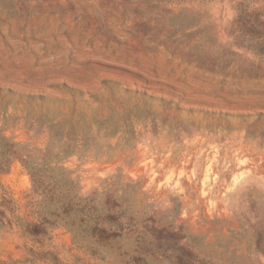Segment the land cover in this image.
<instances>
[{
    "label": "rangeland",
    "instance_id": "rangeland-1",
    "mask_svg": "<svg viewBox=\"0 0 264 264\" xmlns=\"http://www.w3.org/2000/svg\"><path fill=\"white\" fill-rule=\"evenodd\" d=\"M263 37L264 0H0V145L54 156L91 131L61 166L167 228L95 248L27 236L40 218L15 159L0 264H264Z\"/></svg>",
    "mask_w": 264,
    "mask_h": 264
},
{
    "label": "trees",
    "instance_id": "trees-1",
    "mask_svg": "<svg viewBox=\"0 0 264 264\" xmlns=\"http://www.w3.org/2000/svg\"><path fill=\"white\" fill-rule=\"evenodd\" d=\"M259 16L258 11H241L239 20L250 24L259 20ZM261 40L259 52H264V37ZM92 133L90 131L81 138L74 137L76 140L65 142L61 145L62 151L54 156L50 146L38 150L39 156L26 151V147L17 143L0 145V171L5 172L13 160L19 159L31 176L32 188L28 197L38 208L40 223L24 227V234L46 240V227L51 230L64 227L69 229L76 242L83 241L89 245L92 241L95 248L98 244H109L126 234L137 232L138 229H144L154 237L165 231L167 228L156 223L152 217L138 218L139 212L123 207V196L97 189L90 194L83 193L80 184L72 178V171L61 166L63 160L72 156L81 146L84 148L88 145V137ZM0 206L5 208L0 209V223L3 224L9 220L7 213L12 215L16 207L6 193H0ZM176 230L179 231L172 230L171 234H180L181 239H184L181 227ZM141 241L140 244L143 242ZM256 244L257 250L264 254V241L261 239Z\"/></svg>",
    "mask_w": 264,
    "mask_h": 264
}]
</instances>
